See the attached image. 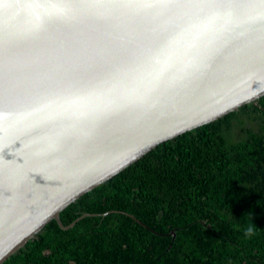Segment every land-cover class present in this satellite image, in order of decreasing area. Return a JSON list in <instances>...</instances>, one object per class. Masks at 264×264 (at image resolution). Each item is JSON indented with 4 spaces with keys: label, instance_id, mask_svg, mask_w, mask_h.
<instances>
[{
    "label": "snow or ice",
    "instance_id": "1",
    "mask_svg": "<svg viewBox=\"0 0 264 264\" xmlns=\"http://www.w3.org/2000/svg\"><path fill=\"white\" fill-rule=\"evenodd\" d=\"M4 15L0 125H22L32 168L61 175L98 171L165 131L226 57L233 75L264 74V0H12ZM35 182L23 164L6 169V210Z\"/></svg>",
    "mask_w": 264,
    "mask_h": 264
},
{
    "label": "trees",
    "instance_id": "2",
    "mask_svg": "<svg viewBox=\"0 0 264 264\" xmlns=\"http://www.w3.org/2000/svg\"><path fill=\"white\" fill-rule=\"evenodd\" d=\"M239 116L260 128L233 143ZM84 215L4 264H264V97L159 145L60 219Z\"/></svg>",
    "mask_w": 264,
    "mask_h": 264
},
{
    "label": "water",
    "instance_id": "3",
    "mask_svg": "<svg viewBox=\"0 0 264 264\" xmlns=\"http://www.w3.org/2000/svg\"><path fill=\"white\" fill-rule=\"evenodd\" d=\"M11 2L12 0H0V30L5 23L4 5ZM17 14L18 12H13L8 17L9 23L15 24ZM237 40L243 44L247 37L239 36ZM232 53L239 54V49L233 48ZM230 64V58L226 57L210 73L205 85L196 92L189 93L180 102L173 117L174 122L165 131L155 136L143 137L135 144L121 145L122 152L115 154L109 163L92 173L81 171L61 175L56 163L32 168L29 156L25 155L30 151L31 142L25 136L23 126L5 131L0 125V264H4L24 248L51 221H57L63 230L74 227L85 215L66 227L62 224L60 215L67 207L125 171L159 145L214 123L263 98L264 74L240 72L233 75ZM6 145H11V150L16 152V165L9 164L4 157ZM21 164L26 171L36 176V182L32 185L33 198L13 202L11 211H7L3 197L5 170Z\"/></svg>",
    "mask_w": 264,
    "mask_h": 264
},
{
    "label": "rangeland",
    "instance_id": "4",
    "mask_svg": "<svg viewBox=\"0 0 264 264\" xmlns=\"http://www.w3.org/2000/svg\"><path fill=\"white\" fill-rule=\"evenodd\" d=\"M260 125L254 119L247 118L245 116H239L233 121L232 128L228 134L230 142L237 143L241 140H245L247 137V130L258 131Z\"/></svg>",
    "mask_w": 264,
    "mask_h": 264
}]
</instances>
